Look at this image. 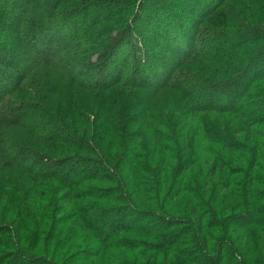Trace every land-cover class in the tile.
Masks as SVG:
<instances>
[{"label":"trees","instance_id":"16d2710c","mask_svg":"<svg viewBox=\"0 0 264 264\" xmlns=\"http://www.w3.org/2000/svg\"><path fill=\"white\" fill-rule=\"evenodd\" d=\"M51 1L46 2L44 7L49 19L41 21L39 25L32 24V32L25 36L26 40H33L35 47L38 42L40 45L43 44L42 36L48 33L58 38L64 29L61 27L64 20H68L72 13H83L88 6V1L82 0L81 9H71L68 15L64 13L66 15L64 20L54 21L55 15L62 11L56 9L54 0ZM100 1L105 3L107 0ZM222 1L219 0L218 5ZM26 2L28 1L3 0L5 12L0 14V37L6 33L4 27L10 25L11 20H16L18 14L26 8ZM247 12H249L248 9L241 8L216 11L214 13L216 15L211 16L209 23L201 28L200 32L203 35L199 38V49L192 55L183 56L184 58L174 66L173 75L163 84L150 82L143 75H139L141 72L133 71L124 78L120 75L116 76L115 72L122 69L123 62L127 60L130 53H132V57L129 58L132 59L133 68L143 67L148 60L147 44L136 37L135 41H131L132 48L129 50L128 40L133 39H128L130 35L128 29H114L109 26L113 30L108 33L104 28L103 40L98 38L96 33L92 37L83 39L81 43L74 42L75 35L66 41L63 40L66 33L62 35L60 41L48 37L50 40H46L47 47H51L52 44L56 47L64 45L68 53L70 52L68 46L73 43L72 47L76 46L81 55L79 56L78 53L70 55L71 58L64 59V62V57L57 55L54 59L55 57L50 56L41 61L29 63L26 71L23 69L24 72L16 67L13 68L9 62L1 63V56L4 55L5 50V42L1 41L0 65L4 64L6 70L0 67V143L2 146L5 144L3 149L0 148V168L3 166L2 162L13 167L9 168L10 178H12V172L18 169L22 177L25 176L27 179L31 171L43 180H51L48 184L51 185L49 190L53 193L52 201L56 203L59 196L70 200L61 212H58L59 205L53 206V209L48 212L47 220H44L39 213L27 212V217L36 220L37 227L39 224L45 227L44 231L40 230L43 234L47 232L44 238H49L50 230L55 222L57 225L51 231L50 238L54 231L59 229L58 225L63 226L69 219V223L63 226V234L71 233L73 230L74 236L62 238L64 240L60 242L59 248L64 251L66 246L78 245L76 242L80 240L84 241L85 252L90 247L95 249L85 260H82L83 256H71L66 259L65 255L63 258L59 250L54 251L53 254V250L45 251L51 254L55 263L58 261V264H105L100 261V254L110 253V250L115 249L116 253L131 252L132 255H135V251L148 250L151 251L149 252L151 257L160 255L158 258H161L162 256L161 264H218L225 258L218 257V254L222 255L223 250L226 249L229 256L232 255L233 250L235 251V260H238V264H264V249L258 250L253 246H245L244 242V247L239 246L240 241H234V234L231 232L227 234L230 220L236 215L235 209L241 210L242 213L249 211L253 213L252 218L247 222L248 227L255 228L264 224V219H257V216L264 215V17L258 18L252 24ZM110 14L112 16L114 13L110 12ZM61 16L63 17V12ZM117 42L122 44L126 42V45L120 49L122 56L115 68L110 57L112 59L114 57L113 52ZM214 42L219 45L215 47ZM56 54L52 51L49 55ZM192 66H197L198 70L192 69ZM182 68L185 71H180ZM43 69L57 70L71 81L69 86L66 81H63L62 86L65 91L70 89L68 93V99L71 101L70 109L74 104L79 106L71 112L65 111L61 117L66 114L68 117L75 114L78 117L83 116L84 109L78 108L84 107L88 111L83 119L92 117V126H94L93 118H96L98 128L95 136L91 134L92 127L89 124L86 127L88 134L82 133V136H79L74 129L73 133L66 129L68 124L64 128V124L58 121L59 114L64 108L61 94L52 93L50 96L51 92L46 91L47 96L31 100L32 96L37 98L38 96L33 89L24 87L23 80H31L34 88L38 77L46 78V73L39 71ZM75 69L77 72H73ZM94 70L99 73V79H96ZM135 70L138 71V69ZM87 74L90 75L88 77L91 79V88L94 90H86L78 94V89L82 88L79 84L82 82L80 78ZM107 89L112 93H119L120 97L114 101L105 98L100 103L102 110L97 112V108H94V95L102 91L103 98ZM173 91L179 94L190 110L193 109L196 113L229 114L230 118L222 120L223 118L216 117V121L211 123L200 121L202 124L195 125V136H190L186 131L181 130L183 122L176 121V117L172 124L178 129L176 134L169 129L173 136L169 138L165 135L167 133H159L156 128L150 126L152 122H158L154 115L160 110L159 106L162 102L159 104L156 99L161 96L166 101L168 93ZM161 92H164V95ZM48 99L55 105L48 102ZM174 100L179 102L175 97L172 98V101ZM60 101H62L61 104H59ZM114 106L117 108L111 113ZM140 110L145 114L149 111L145 117L146 120L142 121L145 123L143 127L140 123L137 124L138 117L143 115L139 114ZM169 114H166L165 118ZM234 115L239 120L232 119L231 116L234 117ZM25 126V133L29 134L30 130V133L40 135L37 137L39 144L41 142L59 143L67 148L68 154L62 153L64 154L62 157L56 158L27 143V147H23L24 141L21 142V140L15 139L12 144L11 140H14V137L10 139L5 136L8 128H18L22 131ZM143 132L146 133L145 136L142 135ZM239 133L244 135L242 140L234 136ZM147 134L154 138L158 136L163 142L159 149L161 154L154 157V160L157 159V164L166 155L176 160V165H171L168 169H174L173 176H178V180L171 182L168 186L163 183V189L158 188L161 182L160 177L158 187L143 176L135 181L136 185L133 188L132 181L127 177V174L133 170L137 173L146 171L148 168V162H145V157L140 154L149 148L148 143L151 138ZM91 136L99 137L100 140L95 141ZM104 140L110 143V147L104 146ZM112 142L115 145H111ZM211 145L219 146L216 153L223 154L224 159L219 156L215 159V150ZM153 146L150 147L153 148ZM37 148L39 149V146ZM71 149L77 151V154L69 153ZM207 150L212 153V156L209 155L208 158L210 164L202 162ZM82 152H87L88 155ZM149 157L150 154L145 159L150 161ZM195 164L196 168L199 164H207L206 167H209L207 171L204 169L200 171L201 174L199 171H194L193 175L196 172L200 174L198 176L201 183L189 178L193 176L191 171ZM161 169L160 165V170L156 171L160 175L163 174ZM185 178L191 181L185 182ZM55 180H58V185ZM3 181L7 184L8 177ZM98 184L101 186L98 187ZM62 186L63 190L60 191ZM141 190L149 195L145 199L144 210L136 206L140 194L138 196L134 194L136 191L140 193ZM169 191L172 192V196L174 194L175 197L179 196V201L185 203L181 214L184 215L186 212L190 217L179 216L182 207L179 201L172 203V212L166 209L171 203L165 199L167 194H170ZM183 198L187 200H182ZM112 202L123 205L114 206ZM152 204L153 207H150ZM14 206L18 210L24 209L17 204ZM126 211L133 212V216L125 215L123 212ZM99 216L107 218L105 227L108 226L106 227L108 229L110 226L108 231L95 227ZM143 217L148 219L147 223L136 227L135 218L140 220ZM15 218L16 224H19L20 218L16 217V213L13 214L12 219ZM202 218L210 220H207L205 227L201 225ZM47 221L49 223L45 224ZM70 223L74 224L73 228L66 230ZM149 225H159L162 227L161 233L150 232L149 234ZM206 227L208 230H219L221 227L224 236L211 235L205 231ZM4 230L15 236L14 227L0 225V232ZM193 233H197L198 237L190 235ZM184 236L188 241L180 243ZM150 239L156 242L153 243ZM11 241L12 245L16 246L17 241L15 239ZM180 244H186L190 248L182 250ZM253 252H257L258 258L250 257L253 256L251 255ZM158 258L153 259L154 264H159ZM29 261L32 260L29 259ZM143 264H150V262L146 261Z\"/></svg>","mask_w":264,"mask_h":264},{"label":"rangeland","instance_id":"374dc122","mask_svg":"<svg viewBox=\"0 0 264 264\" xmlns=\"http://www.w3.org/2000/svg\"><path fill=\"white\" fill-rule=\"evenodd\" d=\"M26 2V8L18 14V17L16 20H11V24L7 27H4L6 33L4 35H1L0 37V43L5 42V50L4 55L1 56V60L5 62H9L13 68H17L19 71L24 72L23 69H27L29 63H35L38 61H41L45 58H49L50 56L55 57L58 55L61 58L68 59L71 58L70 55H76L78 53L77 47H72L73 43L70 47V52H66L65 46H55L54 44L47 47L46 40L48 37H52L53 40L60 41L62 39V35L65 34L63 40L69 39L72 35H75V41L76 43H81L80 41H83V39H87V37H92L96 33L98 34V38L103 40V33L102 30L105 28L108 33L114 29H128V32L130 35L128 36L129 41V50L132 48V42L135 41V37L140 41H143V43L147 44V62L146 64L141 66H135L133 68L132 66V59L129 58L132 57V53L128 55V58L125 62H123L122 69L116 71V76L120 75L121 78H124L131 72H141L139 75H143V77H146L147 80L154 81V83H160L163 84L166 79L170 78L173 73L174 66L184 58L183 56H188L194 54L199 49L200 42L199 38L203 35L201 33V28L205 27L207 23H209V20H211V16L216 11L222 10V9H248L249 12H247V16L250 17V20L252 24L256 22L258 18L264 17V0H223L220 5H218L219 0H107L105 3L100 0H83L88 1V6H86V10L83 13H77V14H71L68 20H64L65 16L69 14V11L71 9H81L82 0H54L56 9L61 10L63 12V17L61 16L62 12L55 15V20H64L61 27L64 29L62 30V33L58 35V38L51 36V33H48L45 36H42L43 44L40 45V42L37 44V48L34 46L33 40L29 41L26 40L25 36L27 33L32 32V24H41L40 22L49 19L47 16V12L45 11V4L46 2H49V0H27ZM51 1V0H50ZM53 1V0H52ZM51 1V2H52ZM33 3V5H32ZM216 3V4H214ZM3 0H0V14H3L4 7ZM214 5V6H213ZM4 8V9H3ZM85 9V8H84ZM8 10V9H7ZM82 11V10H81ZM110 12H113L114 14L111 16ZM66 15H65V14ZM8 15V14H6ZM216 15V14H214ZM110 18V19H109ZM61 23V22H60ZM113 28H110V27ZM53 34V33H52ZM91 39V38H90ZM37 43V41H35ZM93 42V40H92ZM85 43V42H83ZM126 42L122 44L121 42H117L114 47V57L113 59L110 57L111 63L113 62L114 66L116 68L117 63L120 61V56H122L121 50ZM49 44V43H48ZM90 45V44H89ZM213 45V44H212ZM211 45V46H212ZM219 45L217 42H214V46L216 47ZM67 46V45H66ZM87 46V45H86ZM146 46V45H145ZM72 47V48H71ZM127 47V46H126ZM56 48V49H55ZM38 49V50H37ZM119 50V51H118ZM52 51H55L56 55H49ZM59 51V52H58ZM72 53V54H70ZM78 55L80 56L81 53L79 52ZM90 55V54H89ZM67 56V57H66ZM56 59V57L54 58ZM55 65V64H53ZM195 65V64H194ZM56 66V65H55ZM0 67H3L5 69V65L1 64ZM58 67V66H57ZM50 68V67H49ZM135 69H138L135 70ZM192 69L198 70L197 66H192ZM6 70V69H5ZM44 71L43 73H46V78H39L37 85L33 88L32 81L31 80H23V83L25 84L24 87L34 90V93L37 97L32 96L31 100H38L40 96H47L45 93L51 92L52 93H59L62 95L63 99V105L64 108L61 111V114H59L60 121L62 124L67 125L66 129L68 131H71L72 133L75 131L77 135L82 136V133L88 134L86 132L87 124H89L92 127L91 134L95 136L96 129L98 128V125H96V118H93L95 125L92 126V117L89 119H83L86 117L88 111L84 107H80L78 109L83 108L84 114L83 116H77V114L72 115L68 117V114L65 116H62V113L69 110L70 112L75 109L76 106H79V104H74L73 107L70 109V103L71 101L68 99V93L70 92V89L68 91H65L64 86H62V82L66 81L69 86V78L64 77L61 72L55 70V71H49V70H39ZM179 71V70H178ZM180 71H185L184 68L180 69ZM73 72H77V69H75ZM96 72L94 75H96V79H99L100 75L97 72V70H94ZM27 74V73H26ZM90 76L87 74V76H83L80 78L82 80L81 86L82 88L78 89L77 93L81 94L82 92H86V90H94L91 88V79L88 77ZM140 76V77H141ZM33 80V79H32ZM173 90V89H172ZM47 91V92H46ZM98 92V91H96ZM104 92H98L94 95L95 98V107L97 108V112H100L102 109L100 108V103L102 100L107 98L110 101L117 100L119 98V93H112V91H108V89L105 92V96L102 98ZM162 93V92H161ZM160 93V94H161ZM164 93V92H163ZM162 93V95H164ZM54 96V95H53ZM67 96V97H66ZM175 97L179 100L172 101V98ZM198 98V97H197ZM196 98V99H197ZM194 99V100H196ZM157 102L161 106L160 110L155 113L156 120L158 122H152V125L150 127L156 128L159 133H167L165 135H168L169 138H172V134L169 131V129H172L173 134H176V130L178 127L176 125H173L172 122L177 117L176 121L183 122V128L182 131H186L187 134L190 136H195V125L202 124L200 121L207 123L215 122L216 117L223 118L222 120H229L230 118L229 114H211L207 113L202 115L201 112H197L195 110H190V107L186 105L187 103L179 96V94H176V92H170L168 93V97L166 98V101H164V98L159 96L157 99ZM198 100V99H197ZM60 101L59 104L62 103ZM48 102L55 105L54 102H51L50 99H48ZM117 107H113V112H115ZM69 112V113H70ZM90 112V111H89ZM144 111L139 112V114H143L141 117H138L137 124L140 123L141 127L145 125V123H142V121L146 120L145 117L149 113V111L145 114ZM171 113V114H169ZM138 114V115H139ZM166 114H169L167 118ZM218 115V116H217ZM105 117L108 118V116ZM232 119L239 120L236 115L231 116ZM66 118H69L68 120ZM116 119H119L116 117ZM110 120V118L108 119ZM71 121L73 123H71ZM210 121V122H209ZM119 122V121H118ZM173 127L171 128V126ZM21 131L18 128H8L6 137L13 139L11 140L12 144H14L15 139L21 140L23 142V147H27L26 143L28 145L35 146V149L44 152L45 154H51L52 156H55L56 158L62 157L67 152V148L64 146H61L59 143H53V144H46L41 142L39 144L38 136H40L38 133H25L26 126L22 128ZM32 129V128H31ZM74 129V131H73ZM204 129V128H203ZM1 130V125H0ZM66 130V131H67ZM148 131V130H147ZM33 134V135H32ZM38 134V135H37ZM143 136L146 135L145 132L142 134ZM148 135V134H147ZM236 135V138L242 140V137L244 135L234 134ZM91 136L95 141H99V137ZM149 138H151V141L148 143L149 148L146 151H142L141 156L147 157L150 154V161L145 159V162H148V168L146 171L141 172H135L134 170L127 174V177L129 180H131V187L133 188L135 184V181L140 177L142 178L144 176V179L147 181H152L157 187H158V180L160 177L161 182L159 183V189H163L165 183L167 186L173 182L178 180V176L174 175V169H168L171 167V165L175 166V161L169 158V156L163 157V159L160 161L159 164H157V159L154 160V157L158 156L159 149H161L162 141L159 139V137L155 136L152 137L151 135H148ZM108 140V138H107ZM104 140V146L107 145V147H110V143ZM27 141V142H25ZM111 145H115L114 142L111 143ZM153 146L151 148L150 146ZM5 144L0 143V148L3 149ZM39 146V149L37 148ZM213 150H215V159L219 156L224 159L223 154L216 153L219 149V146L211 145ZM106 149V148H104ZM157 149V150H156ZM75 150H70L69 153H75L77 154ZM85 155H88L87 152H82ZM209 155L212 156V153L207 150L206 153L203 156L202 162H208L210 164ZM214 159V154H213ZM156 162V163H153ZM2 168H0V225H9L11 227L15 228V236L12 235V233L6 232V230L0 232V264H58L55 263L52 260L51 254H48L49 250L54 251H60L62 254V257L66 255V259L71 256L75 257H81L83 256L82 260L88 259V257L92 254L95 249L93 247H90L85 252V246H83L84 241H77L78 245H71L70 247L66 246L65 250L62 251L60 246V242L64 239L62 238H70V236H74L73 230L71 233H64V228L66 224L69 223V219H67L63 226L60 224L58 225L57 230L54 231L53 235L50 238L51 231L55 229L56 222L54 223L53 227L50 230L49 238H44L46 235L41 233L40 230L45 229L44 226H41L40 224L36 225V220L32 217H27V212L31 211L30 214H37L39 213L44 217V220L48 219V212L53 209V206L59 205L58 212L63 211L67 205L69 204L70 200L68 198H62L59 196L58 200H56V203L52 201L53 193L50 192L51 185L48 184V182H51V180H43L39 177H37L36 174H33V172L29 171V179H27L25 176L22 177V174H20L18 169L12 172V178H10V169L13 168L11 166H7L5 163L2 162ZM161 170L163 174H159L156 172L157 170ZM207 164L201 165L199 164L198 168L196 164L193 165V169L191 171L192 175L194 174V171H207L209 167H206ZM195 167V168H194ZM206 167V168H205ZM16 169V168H15ZM165 169H167L165 171ZM197 169V170H196ZM218 171V170H217ZM152 172V173H151ZM219 172V171H218ZM196 172L195 175L189 177L191 180H194L198 183H201L199 176L200 175ZM159 175V176H158ZM5 176V177H4ZM8 177L9 182L6 184V182L3 181V179H6ZM73 177V176H72ZM172 177L173 180L171 179ZM204 178V177H201ZM188 178H185L186 181H191ZM236 177H233V180L235 181ZM56 184L58 185V180H55ZM149 184V183H148ZM93 185V184H92ZM98 187L101 186V184L97 185ZM219 188L221 186H218ZM88 188V187H87ZM138 188V187H136ZM165 189V188H164ZM63 190V186L60 188V191ZM173 190V189H172ZM174 191V190H173ZM136 191L135 196H138L139 194V202L136 205L137 208L145 209L143 208L145 205V199L149 196L148 194H145L144 191ZM170 194H167L168 202L170 201V206L166 207L167 210L172 212V203H178L179 196L175 197L172 196V192L169 191ZM227 192V191H226ZM34 195V196H32ZM164 197V196H162ZM161 197V198H162ZM182 200H187L182 199ZM182 205L181 210L179 212V216L188 218L190 216H187V213H183V206L185 203H182L181 200L179 201ZM229 202V200H228ZM114 206L117 205H123L119 204L117 202H112ZM226 203V202H224ZM15 204L23 206L24 209L18 210L15 208ZM111 204V202H110ZM32 206V208L30 207ZM150 207H153V204L150 205ZM31 208V209H30ZM185 211V210H184ZM16 213V217L19 216L20 221L19 224H16V218L12 219L13 214ZM125 215L133 216V212H123ZM161 214V213H160ZM235 216L230 220V226L228 228L229 231H227L228 235L231 233L234 234L235 238L234 241H240L238 243L239 246L244 247L243 242L245 246H253L258 248V250L264 249V224H261L259 227H252L249 226L247 222L249 219L252 218V212H244L242 213L241 210L235 209ZM239 216V218H237ZM112 217H117L113 216ZM264 219V215L257 216V219ZM106 217L99 216L98 221L96 222L95 227L100 228L102 231L106 229L105 225L106 223ZM136 219V227L139 225H143L144 223H147V218H135ZM207 220L206 218L201 219V225L204 227L207 226ZM220 220V219H219ZM210 221V220H208ZM125 222V221H124ZM47 221L45 224H48ZM210 223V222H209ZM221 223V221H220ZM211 224V223H210ZM145 225V224H144ZM243 226V228H240V226ZM246 225V226H245ZM74 224L70 223L67 225L66 230H71L73 228ZM148 226V225H147ZM41 227V229H40ZM116 227V226H115ZM150 232L152 234H158L161 233L162 227L159 225L152 226L149 225ZM228 227V226H227ZM110 228V226H109ZM106 229V231L109 230ZM144 230V229H142ZM205 231L209 232V234L214 236H224L223 235V229L219 227L218 229L208 230L207 227L205 228ZM109 233V232H108ZM164 233V232H163ZM235 233H237L235 235ZM197 233H193L190 235H194V237H198L196 235ZM225 234V233H224ZM136 236V235H135ZM260 237V238H259ZM12 239H15L17 241L16 246L12 245ZM149 240V239H146ZM151 242L155 243L156 240L150 239ZM188 240L185 238V236L180 240V243H185ZM235 244V242H233ZM237 244V243H236ZM235 244V245H236ZM69 245V244H68ZM155 245V244H153ZM181 245V244H180ZM238 245L236 247H238ZM190 247L186 244H183L180 246V249H186L188 250ZM260 248V249H259ZM25 251V252H24ZM110 253H102L99 256V259L102 263L105 264H136L137 262L139 264H143L146 261H149L150 264L153 263V259L158 258L155 256L149 255L148 250H142V251H135V255H132L131 252H127L126 254H120L119 252H115L116 250H110ZM234 252V253H233ZM232 255L229 256L228 250L224 249L221 254H218V257L224 256L225 258L222 259L218 264H238V260L235 259V251L233 250ZM255 253V254H254ZM60 254V255H61ZM151 254V253H150ZM250 256L251 258H258L257 252H253ZM141 256V257H140ZM25 257H27L25 259ZM29 259L32 261L30 262ZM159 259V264L162 263V256ZM40 260V261H39ZM227 262H226V261ZM88 261V260H87ZM80 263V262H77ZM64 264V263H63ZM216 264V263H215Z\"/></svg>","mask_w":264,"mask_h":264}]
</instances>
